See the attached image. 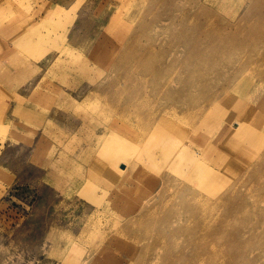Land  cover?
<instances>
[{"label": "rangeland", "instance_id": "1", "mask_svg": "<svg viewBox=\"0 0 264 264\" xmlns=\"http://www.w3.org/2000/svg\"><path fill=\"white\" fill-rule=\"evenodd\" d=\"M189 2L193 6L198 0ZM165 3L168 4V0H0V264H74L81 255L77 264H264V258H260L258 253L264 251V236L256 235L261 240L250 243V234L257 232L252 227L255 226L252 220H264V196L258 198L260 192L264 195V182H253V179H263L262 175L253 176L254 165L246 166L240 176L234 177L235 180L242 179V182L200 183V177L197 179L196 176L206 168L201 165L200 170L195 166L190 168L192 161L175 150L169 156L179 159L181 173H175L172 167L163 166L159 170L160 162H154L156 151L151 154L149 150L151 141L157 144V135L151 136L154 129L149 131L144 144L132 151L131 145L122 144L121 140L132 142L129 136L135 135L133 127L137 124L136 119L129 112H115L103 96L90 94L87 97L82 87L73 83L74 73L68 71H77L87 65L86 69L95 82L86 86L87 91L106 87L111 81L107 72L117 69L123 58H142L147 46L145 34L139 40L130 35L121 37L114 35L117 28L131 21L134 28L141 25L144 33H150L152 22L149 16ZM172 5L176 14L171 19L163 17L164 21L172 22L162 27L165 31L172 30L173 23L178 21L180 8L185 11L188 8L187 5H179V2ZM103 48L106 54L118 56L112 65L114 69H107L106 72L99 65L104 59L100 54ZM116 87L124 92L128 87L126 78L119 79ZM162 87L163 83L157 88L148 89L149 96L158 106L163 105V97L159 95ZM35 93H39L40 97L39 101L33 102L38 98ZM166 104L171 108L177 105H173L172 100ZM25 105L33 111L32 115L28 112L29 117H25ZM82 110L89 114L99 112L106 121L117 124L108 127L109 124L105 122L95 126L96 135L111 130L120 133L118 136L108 135L111 140L100 141L101 151L96 152L92 160L87 158L86 164L95 159L100 168H87L84 182L82 179L77 181L79 173L60 160L59 150L66 144L65 134L59 138L49 132L52 124L59 123L61 126L62 123V127L67 128L68 124L73 125V122L81 120ZM258 115L264 118L263 114ZM72 129L78 132L77 128ZM73 135L78 134L69 132L67 138H77ZM187 135L188 138L194 137V134H185L183 139ZM62 138L64 141H61ZM75 146L80 154L83 145L77 143ZM94 146L98 147L99 144L96 142ZM179 147L181 149L183 145ZM197 147L192 145L196 154L201 155ZM164 153L168 154L163 152L161 157L164 156L165 162L169 163L171 160L165 158ZM242 157L247 161L251 159ZM105 159L112 166H106ZM200 159L205 162L206 156ZM247 161H244L245 165ZM37 162L48 165L39 167ZM133 162H138L146 173L143 181L135 182L134 187L132 178L137 175L129 172ZM255 162L259 161L254 160L252 164ZM162 170L170 176L176 175L177 179L171 188L153 194L149 201L151 192L147 191L153 187V177L148 172L153 174L155 171L160 175ZM218 178H222L221 173L215 179ZM59 179H63V182ZM191 182L196 184L190 191L185 185L191 187L188 184ZM182 188L188 190L185 195L200 202L202 207L198 205L192 212L185 213L186 210H181L185 198H179L177 209L173 197L177 191L179 195L183 194ZM225 190H230L233 195L221 201L219 196ZM239 201H243V205L237 211ZM151 202L158 206L157 210L163 209L162 215L171 220L178 215L177 227L196 229L194 243L198 249L197 255L189 252L181 254L188 248L183 244L184 240L181 247L172 245L165 248L158 259L152 254L139 255L141 247L136 238H141L143 227L150 229V235L170 236V224L163 223V226L159 223V213L149 216L138 214L140 209L150 211L148 205ZM133 208L135 211L128 213ZM227 209H230V213L224 214ZM257 225L264 230V221ZM221 227L226 234L237 233L240 239L234 242L223 236ZM212 230L213 234L208 233ZM207 233L209 236L205 237ZM243 239L247 241L243 242ZM208 242L214 246L213 255ZM177 254L181 257H177ZM173 258L177 261L170 260Z\"/></svg>", "mask_w": 264, "mask_h": 264}, {"label": "bare ground", "instance_id": "2", "mask_svg": "<svg viewBox=\"0 0 264 264\" xmlns=\"http://www.w3.org/2000/svg\"><path fill=\"white\" fill-rule=\"evenodd\" d=\"M189 1L191 0H168V4L165 3L162 8H157L155 12H152L151 14L153 15L149 16L152 22L151 31L148 34L144 33L141 25L134 28L131 21L123 23L117 28L114 35L117 34L121 37L130 35L138 37L137 40H139L141 35L145 34L147 46L144 49L142 58H129L130 60L123 58L117 69H114L112 65L118 60V56L106 54L107 52L103 48L100 54L104 59L99 64L101 66L100 69H104L105 72L107 69H114L107 72L111 81L107 83L106 87L99 90L92 89L91 91H87L86 86L92 85L95 82L91 78L85 64H83V66H86L85 68L73 71L70 69L72 67H70L68 71L74 73L73 83L77 87H82L84 92L87 93L85 94L87 97L90 94L103 96L107 100L106 103H109L108 106H113L115 112H129L130 116L136 119L137 124L133 127L135 135L129 136L132 137L130 138L132 142H123V139L121 140L122 144H130L132 151L138 145L144 144L147 134L154 129L151 136H154L153 134L157 135V144L151 141L149 143V150L151 154L156 151L157 155L154 154L156 158L154 162H160L161 167L159 165V170L163 166L172 167L175 173L180 174L182 169L181 162L178 158L169 156V153L179 150L187 160L192 161L190 168L195 166V168L199 169L200 165L206 168V170L204 168L199 169V175L196 176L197 179L200 177L202 181L200 183L242 182V179L235 180L234 177L240 176L243 168L249 165L255 166L253 168V176L262 175L263 177V179H253V182H264V118L262 119L258 115V113L264 115V0H198V3H195L193 6ZM175 2H179V5H187L188 8L186 7V11L180 8L178 21L173 23L172 30L165 31L162 27H166V23L171 24L172 22L164 21L163 17L167 16L171 19L176 14L172 9V3ZM125 58L127 59L128 57L125 56ZM73 62L76 63V59ZM163 71L165 72L164 75L162 74ZM166 73L169 75L165 76ZM123 77L128 82V87L124 92L119 87H116L119 85V79ZM162 83L163 87L159 91V95L163 97V105L158 106L157 102L149 96L148 89L157 88ZM38 94L35 93L34 95L37 96ZM90 98H87L88 101H91ZM171 100L173 105L176 100L179 104L178 107L171 108L166 104L167 101ZM85 101L87 100L84 98V103H86ZM49 109L51 110V108ZM31 110L25 109L24 111L32 115L33 111L31 112ZM77 112H79V109ZM77 114L79 116V113ZM105 119L104 115H100L99 112L97 114L84 112L81 120L73 122V125L68 124L67 128L62 127L61 122V126H59V123L56 125L52 124L51 126L48 125V127L50 126L49 128H52L48 130L53 137H61L62 134H65L66 144L60 147L59 157L65 164H69V167H72L74 172L79 173H75L79 177L77 181L82 179L84 182L87 168L90 167V170L100 168L95 159L90 164H86L88 157L92 160L93 155L101 151L100 145L102 142L100 141L104 142L107 138L111 140V137H108L110 134L115 136L120 135L119 131L114 132L112 130L108 133L106 131L103 134L96 135L94 128L97 125L104 124L105 122L109 124L108 127L117 125ZM182 126L186 129H183ZM71 127L77 128V133L82 134V136L73 135V137L77 138H71V140L67 138L69 132L72 134L75 131V129L70 130ZM185 134H190L189 136L194 134V137L188 138L187 135L183 139ZM61 141H64V139L62 138ZM96 142L99 144L98 147L94 146ZM77 143L83 145L80 154L75 149ZM180 144L183 145L181 149L179 147ZM192 145L198 146L197 148L202 152L201 155L196 154ZM163 152L168 153L164 154L165 158L171 160L169 163L165 162L164 156L163 158L161 157ZM204 156H206V161L202 162L200 157ZM242 156H248L251 159L247 161ZM254 160H258L259 162L252 164ZM244 161H247V165H245L246 162ZM37 164L39 167L48 165L47 163L40 162H37ZM105 165L112 166L107 159H105ZM66 169L69 170V168ZM129 172L137 175L132 178L133 187L135 182L139 183V181H143V177L146 176L145 171L141 165H138V162H133L129 166ZM163 172L164 170L161 171L160 175H157L155 171L153 174H149L148 172V175L153 177V187L147 191L151 192L149 201L153 194H160L162 191L164 192V190L171 188L177 179L176 175H174L175 178ZM219 173H221L222 178L216 180L215 178ZM231 176L232 178H230ZM63 179L59 180L62 181ZM55 180H58V178L55 177ZM188 184L191 187L185 185L186 189L191 191V189H194L196 182L195 184L193 182ZM186 189H183V194L181 190L180 195L179 191H177L176 196L173 197V202L178 209L179 198H185L181 204V210H186L185 213H188L190 210L192 212L194 207L198 205L202 207V205L198 201H193L189 195H185L184 193L188 191ZM231 195L233 194L230 190H225L219 197L223 201V199L227 200L228 197H232ZM261 196L264 195L260 192L258 198H261ZM242 205L243 201H239L236 205L237 211L240 210ZM148 206L150 207V211L147 212L145 210L143 212L140 209L138 214L149 216L159 213L157 215L161 216L159 223L163 226L165 225L163 223L170 224V236L167 234H152L157 235L152 236L149 233L150 229L143 227L141 238H136L139 241L138 245L141 247L139 255L152 254L155 259H158L159 256L163 255L161 253L165 248L172 245L181 247L182 240H184L183 244L187 245L188 248H185L181 254L189 252L191 255H197L198 249L194 243V240L197 238L195 236L197 235L196 229L177 227L178 215L171 220L170 217L162 215L163 209L157 210L158 206L154 202H151ZM134 211L135 209L133 208L128 213ZM228 213H230V209L224 212V214ZM261 221L264 220L260 218L252 220V223L255 225L252 227L256 228L257 232L254 231L253 235L250 234V243L254 241L257 243V240H261L256 235L264 236V230L258 228L259 225H257ZM85 223L83 222L82 224ZM159 229L160 227H158ZM220 230L223 236L232 239L234 242L240 239H238L239 235L235 232L226 234L225 230H222V227ZM208 233L213 234L214 230L208 231ZM208 233L205 237L209 236ZM242 241L245 242L247 240L243 239ZM207 244L211 246L209 250L213 255L214 251L212 248L214 246L209 242ZM73 246L71 245L72 248H74ZM122 250L127 251V249ZM258 253L260 254V258L263 259L264 251L260 250ZM68 256L70 255L68 254ZM177 257H181V255L177 254ZM170 260L177 261L176 258ZM6 262L8 263V261ZM76 262L74 264H77Z\"/></svg>", "mask_w": 264, "mask_h": 264}, {"label": "crops", "instance_id": "3", "mask_svg": "<svg viewBox=\"0 0 264 264\" xmlns=\"http://www.w3.org/2000/svg\"><path fill=\"white\" fill-rule=\"evenodd\" d=\"M35 97H38V98H37V99H34L33 102L39 101L38 99H39V97H40V94H38V95L35 96ZM174 104H177V105H175V107H176V106L178 107V105H179L178 102H177L176 100L174 101ZM68 105H70V102L68 103ZM25 106H26V105H25ZM68 107H69V106H68ZM24 109L29 110L27 106H26ZM29 116H30V114L25 113V117H29ZM72 130H73V129H72ZM74 134H76V135L78 134L77 136H82V134H79V133H77V132L75 133V131H74ZM31 220H32V219H31Z\"/></svg>", "mask_w": 264, "mask_h": 264}]
</instances>
